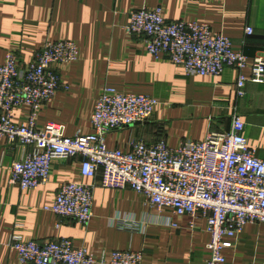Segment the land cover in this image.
<instances>
[{
    "label": "crops",
    "instance_id": "obj_1",
    "mask_svg": "<svg viewBox=\"0 0 264 264\" xmlns=\"http://www.w3.org/2000/svg\"><path fill=\"white\" fill-rule=\"evenodd\" d=\"M162 6L172 21L207 23L243 50L251 65L264 58V0H0V63L8 51L27 64L48 42L71 40L80 59L56 65L61 84L39 113L38 125L55 122L65 133L92 132L91 114L103 89L158 99L146 122L115 129L107 135L109 148L130 149L132 140L154 144L165 139L178 147L187 140L202 141L210 131L226 132L238 115L243 135L264 159V83L248 81L244 97L237 95L239 71L226 68L220 76L188 75L168 59H155L141 36H129L125 25L133 9ZM253 27V34H247ZM251 76L250 67L243 72ZM29 108L16 111V121L27 122ZM20 146L0 141V264L22 263L10 246L12 233L41 243L71 239L97 255L112 251H142L144 264H205L211 235L206 220L151 207L130 188L94 190L93 218L82 225L45 210L61 183L98 182L80 174L79 158L55 159L49 180L24 191L10 182L9 167L21 157ZM175 224L176 226H174ZM227 240L223 264H264V224L244 227Z\"/></svg>",
    "mask_w": 264,
    "mask_h": 264
},
{
    "label": "built area",
    "instance_id": "obj_2",
    "mask_svg": "<svg viewBox=\"0 0 264 264\" xmlns=\"http://www.w3.org/2000/svg\"><path fill=\"white\" fill-rule=\"evenodd\" d=\"M124 29L129 36H141L155 59H168L188 75L215 77L226 68L237 69L238 97L245 96L248 81L264 83V58L258 57L250 65L243 50L207 23L168 20L162 6H143L133 9ZM246 32L253 34V27ZM80 56L76 42L59 40L48 41L27 64L12 50L0 63V141L22 148L21 157L9 167L10 182L24 191L34 189L49 180L55 159L79 158L80 174L99 176V181L61 183L54 202L45 210L87 225L93 218L97 186L130 188L151 207L203 217L211 235L205 264H223L224 250L232 246L228 238L238 236L248 224H264V159L243 135L241 117H233L230 131H210L204 140H187L178 147L162 139L154 144L132 140L129 150L111 149L108 133L148 121L159 101L107 86L91 114L92 132L68 136L62 124L39 126L40 111L60 88L55 66L74 63ZM248 67L250 77L242 73ZM22 106L29 108L24 124L15 118ZM10 246L22 263L144 264L142 251H112L108 257L76 246L69 238L41 243L12 233Z\"/></svg>",
    "mask_w": 264,
    "mask_h": 264
}]
</instances>
